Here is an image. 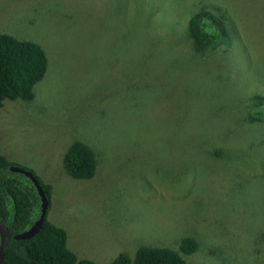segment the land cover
<instances>
[{
    "label": "rangeland",
    "instance_id": "obj_1",
    "mask_svg": "<svg viewBox=\"0 0 264 264\" xmlns=\"http://www.w3.org/2000/svg\"><path fill=\"white\" fill-rule=\"evenodd\" d=\"M202 4L229 44L200 56L184 25ZM0 32L46 57L32 98L3 100L0 154L50 185L46 218L78 258L192 235L190 264H264V119L242 113L264 97V0H0ZM74 140L90 178L62 168Z\"/></svg>",
    "mask_w": 264,
    "mask_h": 264
},
{
    "label": "trees",
    "instance_id": "obj_2",
    "mask_svg": "<svg viewBox=\"0 0 264 264\" xmlns=\"http://www.w3.org/2000/svg\"><path fill=\"white\" fill-rule=\"evenodd\" d=\"M184 28L190 50L194 54H213L220 44H229L226 16L218 6L207 7L202 4L195 7ZM45 68L46 57L39 44L0 32V107L4 99L30 100L33 85L43 77ZM222 82L225 86L230 81ZM248 101L251 106L242 111L244 121L253 123L263 120L264 109L254 107L264 104V97L254 93L248 96ZM11 165L17 164L0 154V222L8 231L1 264H25L29 261L39 264H190L187 256L198 247L192 235L181 237L176 249L140 246L132 256L120 252L106 263L78 258L66 246L65 230L49 221L46 214L33 235L14 239V234L26 230L38 217L40 199L30 179L20 172L10 170ZM61 165L72 178H90L95 172L94 152L85 143L74 140L64 150ZM32 174L49 202L50 185L42 183ZM214 249L217 251L216 246Z\"/></svg>",
    "mask_w": 264,
    "mask_h": 264
},
{
    "label": "water",
    "instance_id": "obj_3",
    "mask_svg": "<svg viewBox=\"0 0 264 264\" xmlns=\"http://www.w3.org/2000/svg\"><path fill=\"white\" fill-rule=\"evenodd\" d=\"M9 169L12 171L20 172L24 174L25 176H27L32 182V184L34 185L36 192L40 199V210H39L38 217L33 221V223L26 230L16 233L12 236L14 239H22V238H26V237L33 235L39 229L45 217V214H46L48 200L46 198L44 190L42 189L41 185L39 184L35 176H33L31 171L21 168L17 165H11L9 166ZM7 235H8L7 228L2 222H0V264H1L3 254H4V247L6 244ZM25 264H39V263L34 262V261H29ZM153 264H168V263L156 262Z\"/></svg>",
    "mask_w": 264,
    "mask_h": 264
}]
</instances>
